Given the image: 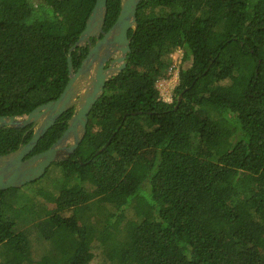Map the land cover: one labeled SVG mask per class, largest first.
<instances>
[{
    "label": "trees",
    "instance_id": "16d2710c",
    "mask_svg": "<svg viewBox=\"0 0 264 264\" xmlns=\"http://www.w3.org/2000/svg\"><path fill=\"white\" fill-rule=\"evenodd\" d=\"M94 3L0 0V43L12 52L0 117L60 96ZM120 3L107 0L103 31ZM136 24L126 66L105 83L78 148L50 166L52 207L17 197L23 188L0 191V264H91L95 250L98 264H264V0H142ZM177 50L168 103L156 83ZM85 52H72L75 71ZM32 132L0 127V156Z\"/></svg>",
    "mask_w": 264,
    "mask_h": 264
},
{
    "label": "water",
    "instance_id": "95a60500",
    "mask_svg": "<svg viewBox=\"0 0 264 264\" xmlns=\"http://www.w3.org/2000/svg\"><path fill=\"white\" fill-rule=\"evenodd\" d=\"M142 0H121L114 24L103 33L107 0H95L86 20L85 28L67 54L68 82L60 96L35 108L26 116L0 117V127L24 128L32 125L30 140L16 151L0 156V191L19 189L41 178L53 164L67 160L81 143L93 105L101 97L105 83L126 66L129 52L128 32L136 29V11ZM102 34V38H98ZM97 38L89 48L86 58L75 71L72 52L79 46ZM113 55L119 56L104 70L105 63ZM116 64V66H114ZM180 98V97H179ZM70 108L73 114L61 137L46 151L32 155L38 141Z\"/></svg>",
    "mask_w": 264,
    "mask_h": 264
},
{
    "label": "rangeland",
    "instance_id": "374dc122",
    "mask_svg": "<svg viewBox=\"0 0 264 264\" xmlns=\"http://www.w3.org/2000/svg\"><path fill=\"white\" fill-rule=\"evenodd\" d=\"M7 18H9V15L6 14ZM12 58V52L10 50L3 46L0 43V76L6 77L7 71H9L12 67L10 63V60ZM172 65L171 67L174 66L173 71H168V77L167 78H162L159 79L156 83L157 89L159 91L160 97L170 103L172 102L173 95H174V89L176 87L177 82L175 83L173 80L174 74H177V72L180 69L181 61H182V53L181 51H175L170 55ZM54 167H50V175H46L43 178H41L38 181H34L32 183H28L24 185L23 190H20V194L17 197H34L37 200H40V202L45 205V207L51 208L52 204L50 203L49 199L51 197H54L56 195L55 191L52 189V186L50 185V182L55 179V176L58 175V170H52ZM49 171V172H50ZM48 174V173H47ZM20 188V189H21ZM130 214V212H129ZM129 217V216H128ZM34 250L36 253H40L44 251V248L40 244H35L33 246ZM101 259L100 251L95 250L94 251V259L92 260L91 264H98Z\"/></svg>",
    "mask_w": 264,
    "mask_h": 264
},
{
    "label": "flooded vegetation",
    "instance_id": "af4514ba",
    "mask_svg": "<svg viewBox=\"0 0 264 264\" xmlns=\"http://www.w3.org/2000/svg\"><path fill=\"white\" fill-rule=\"evenodd\" d=\"M107 31H103V33H106ZM102 37H103V35L100 34L98 38H102ZM96 40H97V38H90L89 42H86L83 46H79L78 47L79 49H83V50L86 51L84 57L81 60V62L86 58L89 48L94 46V44L96 43ZM78 52H80V51H78ZM118 57L119 56H116V55H113L112 57H110L109 60L107 61V63H105L104 70L108 69L111 66L112 62L115 61ZM81 62H80V64H81ZM114 66H116V64H114Z\"/></svg>",
    "mask_w": 264,
    "mask_h": 264
},
{
    "label": "built area",
    "instance_id": "2783aa9c",
    "mask_svg": "<svg viewBox=\"0 0 264 264\" xmlns=\"http://www.w3.org/2000/svg\"><path fill=\"white\" fill-rule=\"evenodd\" d=\"M178 51V50H177ZM173 69H174V66L172 67V69H170V71H173ZM173 76V80H174V82L176 83L177 82V80H178V72H177V74H174V75H172Z\"/></svg>",
    "mask_w": 264,
    "mask_h": 264
}]
</instances>
